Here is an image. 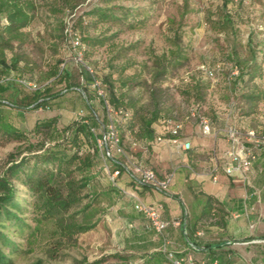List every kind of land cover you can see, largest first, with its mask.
<instances>
[{"label": "trees", "instance_id": "obj_1", "mask_svg": "<svg viewBox=\"0 0 264 264\" xmlns=\"http://www.w3.org/2000/svg\"><path fill=\"white\" fill-rule=\"evenodd\" d=\"M262 1L264 2V0ZM257 2V0H220L217 2L215 10H213L217 14L212 17V28L220 35L218 36L219 40L224 41L226 39L228 42L224 58L217 62L222 67L218 80L216 82L211 80L207 74L198 68L194 73L186 71L184 81L180 86L182 91L179 92L180 95L183 94L190 100L188 108L195 111L198 118L202 116L215 118V102L228 100L231 91L239 116L252 113L245 105L255 104L264 99V86L256 83L262 79L264 73V41H259L254 36V29L251 28L253 23H257L255 26H259L260 29L264 23V14L261 11H254L255 9L264 11V5ZM233 4L247 9L250 16L252 14L255 16L246 22L240 20L233 16L230 10L229 5L232 6ZM36 8L34 0H0V18H5L6 21L0 25V76L8 75L14 79L19 78L36 85V88L31 89L16 80L0 84V144L17 142L13 151L8 153L6 164L0 171V264H13L12 255L16 254L20 248L11 235L24 233L27 227L30 229L31 235L40 231L43 224L51 225L53 233L59 235L57 239L69 243L74 242L75 236L88 232L97 226L104 212V209L100 208L101 197H112L115 191L110 182H107L103 188L97 187L102 182L101 177L107 172L105 166H97L98 156L101 153L97 145V138L101 136V133L96 131L100 119L96 110V117L86 116V118H80L62 126H59V114L45 118L39 117L29 130L22 129L11 119V115L15 112L21 115L23 112L21 109L59 111L63 108L62 104L65 100L73 99L74 101L80 97L76 91H71L72 94L54 91L51 84L53 82H46L48 80L38 82L32 76H26L24 70L20 69V57L16 53L10 55L8 52L16 45L15 42H18L17 45L21 44L28 35L26 29L36 17ZM116 9L124 18L131 14L128 8L124 6L117 8L95 6L89 11V14L97 17L98 20H117L118 18L115 17ZM239 23L248 25L249 36L245 40L241 38ZM71 24L81 38L82 44L84 40L89 47L104 44V38L88 36L82 38L83 34L78 29L77 23L74 21ZM263 29H260L259 32L264 37ZM221 35L223 38H220ZM175 43L178 44L177 41ZM187 57L182 48L178 47L169 53V58L166 54L156 58L157 67L150 80L152 107L145 115L128 108L131 99L128 96V83L122 84L120 82L117 85L105 82L108 86L105 88V79L94 70L96 78L104 84V96L99 98L100 106L104 112L105 104H108L114 109L120 108L129 114L126 119L120 118L121 145L126 151L134 154L138 161L136 154L124 145L125 136L121 131L124 130L126 134L128 132L136 142L139 138H152L157 132V127L154 125L157 124L160 132L163 133L164 121L167 118H178L175 115L177 111L173 106L165 108L164 103L152 102V99H155L156 93L163 91V84H161L163 77L174 72L175 68L187 60ZM206 65L209 68L214 66L207 62ZM234 67H238V75L228 78ZM66 73L64 68L56 69L52 72V81L61 85L65 84ZM226 73L228 75L225 78ZM85 83H88L86 87L89 88L91 77L88 74H86ZM66 85L64 90L67 88ZM136 85L140 86V84ZM213 89L216 91L223 90L226 96H218L219 98L214 99L215 92ZM23 92L26 93L20 96L19 94ZM86 96V99L80 97L81 103H85L87 100L90 107H93L91 94ZM18 100L20 103H17ZM186 116L190 118L188 112H186ZM31 136L36 137V139L33 140ZM247 146L253 147L252 144ZM259 148L263 149L261 146L253 147L255 159L252 166L258 157L257 149ZM112 157V159L107 158L105 162L107 165L115 167L118 165L114 162L117 156ZM132 183L135 182L132 181ZM21 188L32 199L31 211L35 222L33 227L24 220L23 216H20L24 213L18 195ZM193 243L200 248L189 247V255L192 256L191 262H187L184 257H176L175 252L170 250L168 246L140 257L135 254L121 255L119 253L110 254V256L126 262L135 260L136 263L139 260L136 264H173V260L179 258L184 259V264H200L204 258L197 259L195 255L201 252L206 253L213 248L211 244L203 246L207 248L204 249L197 242ZM105 260L106 257L91 261L84 258L76 261V264H101Z\"/></svg>", "mask_w": 264, "mask_h": 264}, {"label": "rangeland", "instance_id": "obj_2", "mask_svg": "<svg viewBox=\"0 0 264 264\" xmlns=\"http://www.w3.org/2000/svg\"><path fill=\"white\" fill-rule=\"evenodd\" d=\"M36 2V17L33 23L26 29L28 35L21 44L15 42L13 49L8 51L20 57V69L26 76H32L38 82H53L54 91L71 93L76 91L81 98L86 99L91 94L94 106L90 107L88 101L81 103L80 97L65 100L59 111L39 109L37 111L21 109L11 119L24 130H29L39 117L45 118L59 114V126L71 121L96 117L100 119L97 132H103L106 123V113L99 103V98L94 90L85 83L83 63L77 58L76 51L66 40L67 22L77 23L78 29L84 37L104 38V44L89 47L84 40L82 51L83 61L96 70L105 79V82L119 84L128 83V96L131 97L128 108L145 115L151 105V75L157 67V59L162 54L169 53L181 47L187 60L181 63L174 72L169 73L161 80L163 91L154 95L152 102H162L166 107L173 106L178 116L177 120L184 124L187 119L186 111L189 99L180 95L181 84L184 81L186 71L195 72L200 64L209 63L211 66L224 58L226 42L219 40L217 32L213 29L212 21L217 12L215 7L220 0H34ZM258 4L264 5L262 0ZM103 8L124 6L131 14L124 18L119 10H115V19L98 20L90 15L89 11L95 7ZM231 7V6H230ZM233 16L247 21L255 16H250L247 9L236 6L230 8ZM251 28L259 29V26ZM264 26V25H263ZM82 29V30H81ZM248 25L240 28L241 38L245 40L248 33ZM220 38H223L221 35ZM230 40V39H229ZM178 42L176 44L175 42ZM242 45V44H241ZM165 62V61H163ZM66 73L65 84H59L53 80L52 72L62 69ZM227 73L225 78L227 77ZM232 77L231 75L229 78ZM227 82V80H226ZM264 82V73L262 75ZM57 83V84H56ZM130 83V86H129ZM140 84V86L136 85ZM105 84V88L108 86ZM126 88V87H125ZM222 89V88H220ZM214 99L226 96L223 90L213 89ZM26 92L20 93L23 95ZM65 93V94H66ZM72 94V93H71ZM74 96H76L74 94ZM219 96V97H218ZM229 97V95H228ZM76 100V102H75ZM17 103H20L18 100ZM214 107V106H213ZM33 140L36 137L31 136ZM17 142L0 144V171L6 164V157L13 151ZM98 165L104 166V159L100 153ZM99 168V167H98ZM96 169V168H95ZM98 188H103L110 182L107 173L101 177ZM111 184V183H110ZM113 186V185H112ZM135 186V185H134ZM134 186H126L135 191ZM140 188L137 184V188ZM136 192V191H135ZM152 192L165 197V195L152 189ZM137 193V192H136ZM18 195L21 199L24 213L20 216L32 227L33 213L31 202L24 189H20ZM114 205L113 197L102 196L100 208L104 209L97 226L85 233L75 236V241L69 243L57 239L59 235L53 233L51 225L43 224L40 231L30 235L27 227L24 233H13L11 237L19 246V251L12 255L13 264H76L81 259L95 260L106 257L101 264H136L139 260L126 262L110 254L119 253L125 255L123 249V223L118 217L110 215Z\"/></svg>", "mask_w": 264, "mask_h": 264}, {"label": "crops", "instance_id": "obj_3", "mask_svg": "<svg viewBox=\"0 0 264 264\" xmlns=\"http://www.w3.org/2000/svg\"><path fill=\"white\" fill-rule=\"evenodd\" d=\"M231 8L235 9L236 5ZM254 11L264 14L262 10ZM4 19L0 18V25L5 23ZM254 24L257 23L252 26ZM238 26L241 28L242 24ZM253 29L254 36L264 41L259 32L261 28ZM256 83L264 86L262 79ZM232 94L231 91L228 100L215 102V118L207 117L212 133L202 132L198 118L184 120L179 141L184 142L186 149L168 141V134L161 133L157 124L152 138H139L136 142L128 132L121 131L125 136L124 145L136 154L142 165L151 168L159 178L172 175L169 191L162 192L165 197L152 192V188H137L125 171L117 178L110 215L117 216L123 223L122 247L128 255L140 257L158 251L166 238L175 256L185 259L189 256V247L196 246L193 242L201 248L211 244V251L195 255L197 259L204 258L200 264L203 261L205 264H214V261L217 264H264V150L257 149L258 157L247 180L239 172L226 174L222 167L223 153L229 146L225 134L228 127H237L244 135L248 131L264 133V99L244 104L252 113L239 116ZM158 136H164L165 140L158 141ZM217 164L220 165L218 179L213 181L208 169ZM130 185H135L137 193L126 187ZM137 199L152 206L163 204L162 218L181 220V223L169 226L164 235L146 229L143 215L133 206ZM203 221H207L206 224H202Z\"/></svg>", "mask_w": 264, "mask_h": 264}, {"label": "built area", "instance_id": "obj_4", "mask_svg": "<svg viewBox=\"0 0 264 264\" xmlns=\"http://www.w3.org/2000/svg\"><path fill=\"white\" fill-rule=\"evenodd\" d=\"M260 28L263 29L262 26ZM65 32L68 43L76 51L77 58L83 63L84 72L91 77V88L95 91L98 98H103L104 84L100 79L96 78L94 69L83 61V44L81 38L74 31L70 22H67ZM198 70L203 71L211 80L216 82L222 67L220 64H216L209 68L203 63L198 66ZM238 73V67H234L232 68L230 75L236 76ZM10 80H16L31 89L36 88V85L31 82H26L19 78L14 79L8 75L0 76V84ZM186 112L189 113V117L198 118L196 112L191 108H188ZM105 113L107 119L105 125H103V132L101 133V136L97 138V145L100 149L104 162L107 158L112 159V156H117V159H114V162L118 164L117 166L111 167L107 165L106 162L104 165L108 178L113 186H117V178L123 171H125L129 174L131 180L135 182V184L147 186L160 192H168L172 175L166 174L162 178H159L151 168L142 165L134 154L126 151L121 145L119 130L120 118H128V112L120 108L114 109L110 105L105 104ZM198 120L204 134L212 133V125L207 117L202 116L198 118ZM163 127V134H168V141L181 147L182 149H186L184 142L179 141V135L183 128V123L181 121L175 119V117L167 118L164 121ZM225 134L229 141V146L223 153V170L228 175H233L234 173L239 172L242 178L247 180L248 173L252 167V162L255 159L253 147L261 146L264 149V134H256L254 131H248L247 134L244 135L237 127H228ZM157 139L158 141H163L165 140V137L158 136ZM246 142H250L253 147L247 146ZM219 167L220 165L217 164L215 167L208 169V173L211 175L213 181H217L218 179L217 172ZM122 192L125 193L123 190ZM133 206L137 212L143 215L145 228L148 230H154L158 234L164 235L169 226H176L181 223V220L167 221L163 219L161 213L163 204L161 203L156 206H152L137 199L134 201ZM206 222L207 221H203L202 224H206ZM167 243L168 240L165 238L162 247L165 248ZM193 248H197V246H193ZM186 260L191 262L192 256L189 255ZM172 263L184 264V259H174ZM202 264H205V262H202ZM214 264H217V261H214Z\"/></svg>", "mask_w": 264, "mask_h": 264}]
</instances>
